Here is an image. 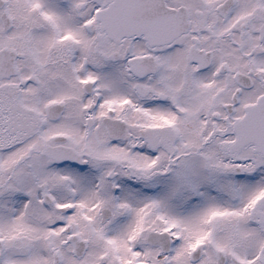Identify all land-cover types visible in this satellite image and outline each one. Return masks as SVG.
Returning <instances> with one entry per match:
<instances>
[{
    "label": "snow or ice",
    "instance_id": "obj_1",
    "mask_svg": "<svg viewBox=\"0 0 264 264\" xmlns=\"http://www.w3.org/2000/svg\"><path fill=\"white\" fill-rule=\"evenodd\" d=\"M0 264H264V0H0Z\"/></svg>",
    "mask_w": 264,
    "mask_h": 264
}]
</instances>
